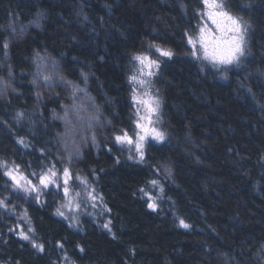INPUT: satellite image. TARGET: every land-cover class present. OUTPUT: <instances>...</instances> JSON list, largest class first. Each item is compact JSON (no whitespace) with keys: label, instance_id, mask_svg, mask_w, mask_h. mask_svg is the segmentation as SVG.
<instances>
[{"label":"trees","instance_id":"obj_1","mask_svg":"<svg viewBox=\"0 0 264 264\" xmlns=\"http://www.w3.org/2000/svg\"><path fill=\"white\" fill-rule=\"evenodd\" d=\"M196 3L0 0V160L27 176L67 166L111 221V231L87 217L74 228L47 194L26 206L40 252L0 209V264H264V0H224L250 25L247 57L226 81L190 57ZM157 47L173 53L157 79L167 140L135 163L114 138L130 128L132 58ZM81 116L93 126L74 128L69 158L59 136ZM5 183L0 171V193Z\"/></svg>","mask_w":264,"mask_h":264},{"label":"snow or ice","instance_id":"obj_2","mask_svg":"<svg viewBox=\"0 0 264 264\" xmlns=\"http://www.w3.org/2000/svg\"><path fill=\"white\" fill-rule=\"evenodd\" d=\"M204 5V11L201 12L199 15L201 19L204 21H210L211 23L204 22L199 26L198 34L195 36H190L188 38V43L192 47L191 55L197 59L207 60L213 64H220V65H232L238 64L240 58L244 56L245 50L244 46L246 44V34L248 28L250 27L242 17L234 16L228 11L225 10L226 6L222 3V0H202ZM35 23V22H33ZM11 27V25H10ZM15 29H13L14 31ZM4 47L7 48V42H5ZM156 51L160 53L162 56H166L171 58L173 53L171 51H165L160 49L159 47L156 48ZM202 54V55H201ZM133 59L138 62L140 65L137 72L140 75H147L152 76L154 75L153 69L159 68V63L156 60L151 59L148 55H137L134 56ZM145 70H147L145 72ZM81 75H84L81 73ZM43 79L48 81L50 77L48 75H44ZM87 77L85 76V80ZM129 82L136 85L138 84L140 87H146L148 85V81L144 79H139L137 74L134 73L129 77ZM249 91H251L249 89ZM143 96L148 97V99H141L136 95V88H133V101L136 104L143 105L145 110L149 114H157L159 111V101L151 97L148 91L143 93ZM140 110L137 109V116L139 119L136 122L137 128H139L144 135H140L136 133L135 141L132 137H129L127 132L122 133V135H117L115 140L120 144H128L134 145L135 152L139 161L142 162L145 157L144 152V144L143 141L146 139L148 135H151L153 139L158 141H163L165 139L164 133L160 132L155 128H147L145 125L141 124L140 120H148L149 124L152 123L150 116H140ZM22 116V113H18V117ZM64 119L67 124H71V121L67 120V113H65ZM67 134V133H66ZM19 143L23 144L24 141L20 140ZM78 154V150L76 152ZM72 153H69V158H71ZM129 159H133L130 155ZM119 162V161H117ZM0 168L4 169V175L7 176L12 181V186L15 189H19L25 193L32 194L35 193V199L39 202L40 196L44 189H48L50 186H54L57 189L62 190L63 195L65 198H69L72 196L70 192V185L69 180L71 179V173L67 167L57 170L55 165L48 167L47 170L42 171L41 173H32L33 176H36L38 183H33L28 176L24 175L19 170V165H13L10 167L7 162L0 161ZM62 173V175H61ZM81 183L87 185V180H81ZM153 185H156L157 181H151ZM95 190L93 189L92 192ZM141 191H144L141 189ZM81 195L80 192H76L74 194L73 199L68 200L67 205H62V207H68L71 209L74 198L79 197ZM147 195V193H146ZM90 199L93 201L96 200V196L89 193ZM148 208L155 211L157 205L153 200L152 196H148ZM10 201L8 198H0V208L5 210L8 209ZM93 207L96 205L93 204ZM75 207L79 208V202L75 203ZM59 216H64V212L61 211L59 208L56 212ZM26 216V213H25ZM67 218V217H66ZM111 221L104 224L103 227L111 231L109 225ZM180 225L184 228L190 227L186 224L183 220L180 221ZM12 231V229H10ZM29 233H34V229L32 227H28L27 231L21 230L19 235L22 240L29 241L32 244V247L37 249L40 252L44 251V245L42 243H38L35 239L29 235ZM63 247V245H60ZM83 251V249H80Z\"/></svg>","mask_w":264,"mask_h":264},{"label":"rangeland","instance_id":"obj_3","mask_svg":"<svg viewBox=\"0 0 264 264\" xmlns=\"http://www.w3.org/2000/svg\"><path fill=\"white\" fill-rule=\"evenodd\" d=\"M222 3L224 4V0H222ZM225 5V4H224ZM195 14H194V20H193V24L190 28V33L187 34V36L185 37V42L186 45L188 47L189 50V54L190 57L197 63L198 68H200V70L203 72L208 71L211 74H213L218 80L220 81H226L229 73L234 70V69H238L240 68L243 64V62L245 61L246 57H247V34H246V44L244 46V50H245V54L244 56H242L240 58V61L238 64H232V65H220V64H213L207 60H203V59H197L195 57H193L191 55V51H192V47L191 45L188 43V38L190 36H195L198 34L199 31V26L204 23H211L210 21H204L201 19V16L199 15L201 12H203L204 9V5L202 3V0H197L196 3V9H195ZM226 11L229 12V10L227 8H225ZM231 13V12H229ZM232 14V13H231ZM234 16H237L235 14H232ZM138 55H148L151 59L156 60L158 63L160 62V60L167 58L166 56H162L160 55L159 52L156 51V48H153L151 50V52L148 53H142V54H138ZM202 55V54H201ZM137 56V55H135ZM38 68L37 71L39 72L42 69V65L40 66L39 64H37ZM140 65L138 64L137 61H135L132 58V62H131V66H130V71L127 77V84L129 87V94H130V115H129V119H130V128L129 129H125V130H120L119 132H117L115 134V137L117 135H122V133L127 132L129 137H132L133 140L135 141L136 138V133H139L140 135H144V132H142L139 128H137L136 126V122L139 119V117L137 116V109L140 110L139 114L140 116H150V119L152 121L151 124H149L148 120H140L139 122L143 125H145L147 128L151 129V128H155L157 130H159L160 132L164 133L165 139L163 141H158L152 138L151 135H148L146 137V139L143 141L144 144V152H145V148L149 145H161L163 143L166 142L167 140V136L165 134V131L163 129L162 126V114H161V99H160V93H159V89H158V69H153L154 71V75L152 76H147L145 75H140L137 72V69H139ZM147 70H145L146 72ZM136 73L139 79H144L146 81H148V85L146 87H140L138 84L134 85L132 83L129 82V77ZM136 88V95L141 98V99H148V97L143 96V93L145 91H148L151 95V97H153L154 99L159 101V111L157 114H149L146 112L145 107L143 105L140 104H136L133 101V88ZM92 121L84 118L83 116H81L79 119H77V123L74 126H67L66 129L63 131V133L59 136V140L63 143L66 142V152L67 155H69V153H72V155L74 154V150L77 149V144H75V137H74V132L78 131H83L86 129H91L92 128ZM74 128H77V130H75ZM67 133V134H66ZM114 143L117 146V148L119 149L120 155L123 156L126 160L131 161V162H135V163H141L139 161V158L136 155L135 152V147L134 145H128V144H120L118 143L115 138H114ZM64 144V143H63ZM132 156L133 159H129V156ZM0 161H4V160H0ZM7 162V161H4ZM7 164L11 167L13 165V163L11 162H7ZM67 166L63 165L62 167H57V170L63 169ZM68 168V167H67ZM20 172L21 169L19 168ZM0 171L2 172V174L4 173V169L0 168ZM70 171V170H69ZM23 173V172H22ZM71 173V172H70ZM24 175H26L25 173H23ZM39 174V173H38ZM62 175V173H61ZM6 183L3 185V189H1V193H0V198H8V200L10 201L9 205H8V209L5 210L3 208H0L3 211V214L5 217L9 218L10 221H13V231L15 232L16 236L20 238V231H27L28 227L30 226V223L27 219V217L25 216L26 213V206L27 203L30 202H36V203H45V200L47 198V194H51V197H54L53 201V214L66 221L70 226L77 228L78 227V223L80 222V219L82 217H87L90 218L92 220H95L94 222L99 223V225L103 227L104 224L109 222L108 219V209L105 206V204L102 202L99 194L94 191L92 192V190L94 189V186L92 185V183H90L89 181H87V185L81 183V180H86L83 177H81L78 174H72L71 173V179L69 180V185H70V192L72 193V196H70L69 198H65L63 195L62 190L57 189L54 186H50L48 189H44L42 192V195L40 196L39 202L35 199V193L32 194H28L25 193L19 189H15L12 186V181L3 174ZM27 176V175H26ZM29 179H31L33 181V183H38V180L36 178V176H33L32 174H29L28 176ZM150 189L152 191V194H148L147 195V204L150 202L148 200V196H152L153 200L155 201V203L157 204V198L160 196V190L158 188H155V185L151 184ZM76 192H80L81 195L79 197H75L74 198V202L73 205L71 207V209H69L68 207H62V205H67L68 204V200L69 199H73L74 194ZM89 193H92V195L96 196V200L93 201L92 199H90L89 197ZM79 202L80 207L76 208L75 207V203ZM95 204L96 206L93 207L92 205ZM60 209L61 211L64 212V216H59L56 214L57 209ZM67 217V218H66ZM99 220V221H97ZM110 227V225H109ZM106 229V228H105ZM30 235V233H29ZM22 240V239H21ZM25 241V240H22ZM28 242V241H25Z\"/></svg>","mask_w":264,"mask_h":264}]
</instances>
